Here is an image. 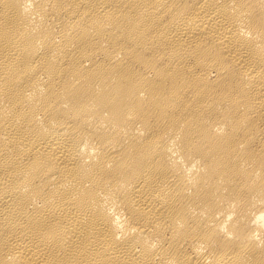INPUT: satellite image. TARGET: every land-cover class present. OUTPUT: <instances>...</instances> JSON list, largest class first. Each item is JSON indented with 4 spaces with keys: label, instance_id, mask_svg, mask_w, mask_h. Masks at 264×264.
<instances>
[{
    "label": "bare ground",
    "instance_id": "1",
    "mask_svg": "<svg viewBox=\"0 0 264 264\" xmlns=\"http://www.w3.org/2000/svg\"><path fill=\"white\" fill-rule=\"evenodd\" d=\"M0 264H264V0H0Z\"/></svg>",
    "mask_w": 264,
    "mask_h": 264
}]
</instances>
